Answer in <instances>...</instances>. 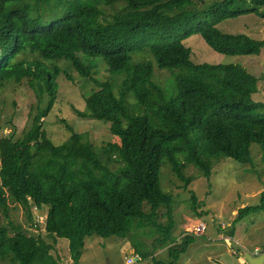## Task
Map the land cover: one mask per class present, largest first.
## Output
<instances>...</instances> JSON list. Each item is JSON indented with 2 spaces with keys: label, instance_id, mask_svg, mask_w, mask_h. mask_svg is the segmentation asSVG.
Instances as JSON below:
<instances>
[{
  "label": "trees",
  "instance_id": "obj_1",
  "mask_svg": "<svg viewBox=\"0 0 264 264\" xmlns=\"http://www.w3.org/2000/svg\"><path fill=\"white\" fill-rule=\"evenodd\" d=\"M199 1L0 0V89L29 80L48 97L22 136L0 137V209L8 215L11 206L22 207L36 228L34 211L43 213L47 238L9 220L0 225V264H60L52 255L58 239L69 241L72 264H80L94 235L134 238L141 257L149 252L137 235L154 237V254L167 249L168 264H176L194 238L178 241L173 223L162 222L164 209L168 219L173 213L164 163L188 185L190 165L210 178L216 159L252 164L253 144L264 158V104L253 100L258 78L240 65L195 63L184 45L201 35L221 54L260 55L264 39L218 27L244 16L264 21V0H223L204 9L206 0ZM28 54L33 61L18 59ZM139 54L153 59L138 62ZM44 61L67 62L87 79L105 63L112 78L124 77L121 84L94 79L86 110L75 111L109 123L121 144L97 148L72 127L66 142L54 144L42 120L57 104L61 70L49 71ZM156 67L173 71L171 96L154 80ZM257 212H264V191L260 204L241 208L238 219Z\"/></svg>",
  "mask_w": 264,
  "mask_h": 264
},
{
  "label": "rangeland",
  "instance_id": "obj_2",
  "mask_svg": "<svg viewBox=\"0 0 264 264\" xmlns=\"http://www.w3.org/2000/svg\"><path fill=\"white\" fill-rule=\"evenodd\" d=\"M219 1L223 0H206L202 9L209 8ZM197 3L201 6L199 0ZM218 29L226 34H244L256 40L264 39V21L255 16L226 21ZM184 45L190 48L195 63L235 64L246 68L259 80L258 91L253 95V100L264 104V50L257 56H227L213 50L201 35L190 37L184 41ZM18 59L34 60L31 54L23 55ZM135 59L140 62L153 58L149 54H139ZM44 62L49 71L53 72L55 67L61 70L57 104L50 115L42 120L43 129L54 144L61 145L69 139L72 134L70 127L87 135V139L97 148L104 147L108 143L121 144L120 138L112 134L109 123L81 119L75 111L86 110V98L96 91L94 79L97 81L113 79L117 84H121L124 77L116 75L112 78L105 63L97 66L93 72V79H87L78 75L67 62ZM67 74L72 78L71 80L67 78ZM154 80L162 85L169 96L172 95L174 88L172 70L156 67ZM35 90L29 80L4 83L0 89V137L13 132L17 137L22 136L23 132L32 126L33 117L39 113V110L46 108L47 94L39 96ZM251 156L252 164H242L228 158L216 159L210 178H206L201 171L190 165L184 170L185 177L192 179L188 185L173 173L167 163H164L162 183L164 192L173 197V213L172 218L168 219L164 209L165 216L162 222L165 226L173 223L172 236L178 241H182L187 235L194 238V242L180 256L176 264H240L239 257L233 254L237 252L236 246H229L225 238L229 236L230 227L237 218V215H233L234 211H239L245 206L260 204V195L264 190V158L263 150L258 144L252 145ZM121 167L122 165H116L115 169ZM193 197H196L195 201ZM34 212L40 224L37 228L31 225L25 210L20 206H11L8 215L0 209V225L12 220L30 229L29 234L47 238L43 224L45 221L43 218L46 216ZM263 222L264 212H257L245 216L235 224L237 229L242 228L249 233L253 244L249 249L252 252L257 245L263 243L257 235V226L254 225ZM201 223L207 226V231L202 236L190 232L195 225ZM262 231L264 232V229ZM153 240L154 237L137 235V243L149 253L143 257L135 254L137 258L135 264H155L156 261L168 264L171 261L167 249L154 254ZM58 242L68 244L67 239ZM134 245V238L132 240L115 236L102 238L94 235L85 241L86 248L80 264H127L129 256L127 251L135 249Z\"/></svg>",
  "mask_w": 264,
  "mask_h": 264
},
{
  "label": "crops",
  "instance_id": "obj_3",
  "mask_svg": "<svg viewBox=\"0 0 264 264\" xmlns=\"http://www.w3.org/2000/svg\"><path fill=\"white\" fill-rule=\"evenodd\" d=\"M262 191H264V190H262ZM233 215H235V216L237 215V218H236L235 222L233 223V225L230 227V230L228 233L229 236L225 238V241H226V243H228L229 246L235 245L236 250L239 252L251 251V249H249V248H251L253 246V244H251V239L249 237L250 236L249 233H246V231H244L245 229L244 230H242V228L237 229L235 226V224L237 222L241 221V219H238V211H234ZM43 219L45 220L46 217ZM258 223H256L254 226H257V235L260 236V240L263 243H261V245H257L255 248L261 247V249L264 250V232L262 231V229H264V222H263V224H261V223L258 224ZM59 240H62V239L57 240L55 247L52 250V255L60 261V264H72L71 256L69 253V241H68V244H65V243L58 242ZM67 247H68V249H67ZM127 253L129 256H131V255L135 256V254L138 255L135 249L129 250V251H127ZM83 256H84V253H83ZM83 256L81 258V261L83 260ZM81 261H80V263H81ZM239 262H240V264L242 263L241 257H239Z\"/></svg>",
  "mask_w": 264,
  "mask_h": 264
},
{
  "label": "built area",
  "instance_id": "obj_4",
  "mask_svg": "<svg viewBox=\"0 0 264 264\" xmlns=\"http://www.w3.org/2000/svg\"><path fill=\"white\" fill-rule=\"evenodd\" d=\"M207 231V226L205 224H197L191 229V233L197 236H202ZM246 252H250L254 256H259L264 254V250L261 248H255V250L252 251H244V252H234L233 254L241 257L242 263L241 264H249L248 261L244 258V255ZM137 262V258L134 255H131L127 258V264H135Z\"/></svg>",
  "mask_w": 264,
  "mask_h": 264
},
{
  "label": "water",
  "instance_id": "obj_5",
  "mask_svg": "<svg viewBox=\"0 0 264 264\" xmlns=\"http://www.w3.org/2000/svg\"><path fill=\"white\" fill-rule=\"evenodd\" d=\"M40 216H43V213H40ZM244 257L248 261L249 264H264V254L259 255V256H254L250 252H247L244 255Z\"/></svg>",
  "mask_w": 264,
  "mask_h": 264
}]
</instances>
